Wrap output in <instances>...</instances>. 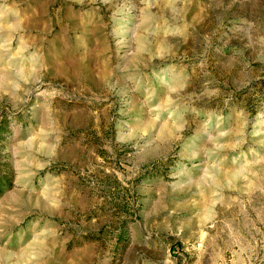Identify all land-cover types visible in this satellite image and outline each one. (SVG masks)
Listing matches in <instances>:
<instances>
[{"label": "rangeland", "instance_id": "1", "mask_svg": "<svg viewBox=\"0 0 264 264\" xmlns=\"http://www.w3.org/2000/svg\"><path fill=\"white\" fill-rule=\"evenodd\" d=\"M0 264H264V0H0Z\"/></svg>", "mask_w": 264, "mask_h": 264}]
</instances>
